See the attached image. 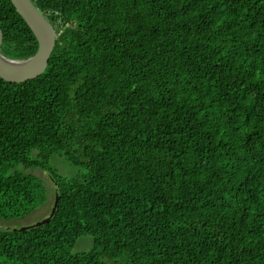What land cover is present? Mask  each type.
<instances>
[{"label": "trees", "instance_id": "16d2710c", "mask_svg": "<svg viewBox=\"0 0 264 264\" xmlns=\"http://www.w3.org/2000/svg\"><path fill=\"white\" fill-rule=\"evenodd\" d=\"M32 2L58 36L40 76H0V220L47 202L26 170L59 204L0 228V264H264V0ZM0 31L37 52L11 0Z\"/></svg>", "mask_w": 264, "mask_h": 264}, {"label": "water", "instance_id": "95a60500", "mask_svg": "<svg viewBox=\"0 0 264 264\" xmlns=\"http://www.w3.org/2000/svg\"><path fill=\"white\" fill-rule=\"evenodd\" d=\"M11 1L36 36L38 49L37 52L28 59L9 58L0 50V76L11 82H23L40 76L46 70L55 48L58 34L46 17V13L38 10L32 0ZM1 43L2 34L0 31V47ZM58 204L59 197L57 195L51 212L47 217L35 223L15 228V230L24 231L31 227L41 226L49 222L55 215Z\"/></svg>", "mask_w": 264, "mask_h": 264}, {"label": "rangeland", "instance_id": "374dc122", "mask_svg": "<svg viewBox=\"0 0 264 264\" xmlns=\"http://www.w3.org/2000/svg\"><path fill=\"white\" fill-rule=\"evenodd\" d=\"M52 162L56 164L60 172L65 175L71 174L74 171L80 170L79 168L73 169L71 166H69L65 158L62 156H57L53 158ZM26 171H31L32 173L36 174L43 180V182L45 183L48 189L49 198L45 204H43L42 206L37 208L34 212H32L31 214L27 215L26 217L22 219L0 220V228H18V227H22L25 225L35 223L43 219L47 214H49V212L51 211L54 205L55 184H54V180L52 179V177L47 172L40 170V169H31V170H26ZM91 244H92V237L89 235H84L77 242L74 248V251L76 252V251H81V250H87L90 248Z\"/></svg>", "mask_w": 264, "mask_h": 264}, {"label": "bare ground", "instance_id": "6f19581e", "mask_svg": "<svg viewBox=\"0 0 264 264\" xmlns=\"http://www.w3.org/2000/svg\"><path fill=\"white\" fill-rule=\"evenodd\" d=\"M9 63H11L10 61H8Z\"/></svg>", "mask_w": 264, "mask_h": 264}]
</instances>
